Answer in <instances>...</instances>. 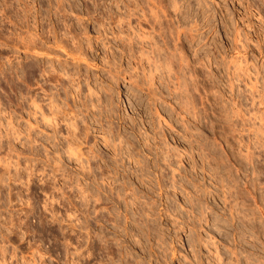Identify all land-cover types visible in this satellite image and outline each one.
Returning <instances> with one entry per match:
<instances>
[{"label":"rangeland","instance_id":"obj_1","mask_svg":"<svg viewBox=\"0 0 264 264\" xmlns=\"http://www.w3.org/2000/svg\"><path fill=\"white\" fill-rule=\"evenodd\" d=\"M0 1V173L10 159L16 177L0 182V264H264V0H157L187 66L156 70L154 99L123 79L139 52L113 32L132 0H9L12 15ZM54 66L81 75L61 86L44 73ZM89 83L111 86L79 113L91 163L68 152L75 118L55 127L41 113L52 93L67 109L85 101Z\"/></svg>","mask_w":264,"mask_h":264},{"label":"bare ground","instance_id":"obj_2","mask_svg":"<svg viewBox=\"0 0 264 264\" xmlns=\"http://www.w3.org/2000/svg\"><path fill=\"white\" fill-rule=\"evenodd\" d=\"M2 1H3L2 4L4 5L3 7H5V6L9 7L12 4V3H10L11 0H10V2H9V0H2ZM130 3L127 4V6H126L127 7L126 8L127 10L125 9L126 10L125 12L119 11L120 13L119 12L117 13V21L116 22H115V19L116 18L113 17V19L115 18L113 21L115 23H118L117 28H116V31L114 30L115 32H113V33H116V38L122 44L121 52L122 53H125L128 58L129 57H132V55L134 56L135 52H137V51L139 52V54L137 56V58H138L137 59V63L133 67L134 71L133 72H129L128 69H127V71H125V70L123 71L122 70L123 71V74H124L123 79H128L127 77H129V79H128L129 81H131L138 88L148 90L149 91L148 94L151 96L150 98L151 99H154V97L157 96V93H156V89H158V85L157 84H158V82L161 81L160 80V77H159V80H157L158 77H157V74H156L155 71L158 70L160 67H164L166 69V71H167L168 78L171 79L172 78V73L175 70L174 67H173V65H174L173 62H174V59H176L177 62H178V65H179V69L182 70L183 73L185 74V70H186L187 64L186 63L184 64V61L186 60V58H185L184 54L182 55L181 50H179L177 47H176L175 51L178 52L177 53L178 55L175 54V51H171L170 47H167V42H166L165 38H169L170 37V34H172L171 33V30L172 29L169 30V29H167L166 27L163 26L160 11L163 12V14H164L165 9L162 8L163 6L161 5L160 1L158 2L157 0H149L148 2H146L147 3V7H148L149 14L144 10V8L142 6L139 7V4L140 3H138V0H132ZM158 3H159V5H157ZM175 5H176L175 6L176 9L178 10L179 9V4L176 3V1H175ZM8 9L9 10H7L6 7L3 8L4 13H6L8 11L11 14V12L13 10H10V8H8ZM181 9H182V7H181ZM1 10L2 9H0V11ZM140 12H141V14L139 15ZM7 15H8V13H7ZM145 24H147L146 26L149 28L148 30L145 28ZM177 31L179 33L181 32L180 29H177ZM85 34H87L86 31H85ZM73 35L74 34H72V38H74V39H71V40L74 41V40H76V37L75 36H77V35L76 34H75V36H73ZM86 36H88V35H86ZM156 37H159L161 39V41L163 42V45H161V43H159L157 41V38ZM80 38L79 37L77 38V39H79V43L80 42L83 43V41H81ZM106 38H107V36H106ZM30 39L31 38H29V40ZM62 40H61V43L63 44L64 42ZM30 41H31V43H33L32 39ZM31 43H29L28 45L30 46ZM82 43H80V44H82ZM64 45H60V47H62V48L65 49L66 45L65 46ZM137 45H139V46L137 47ZM29 46L27 47L28 49H29ZM34 46H38V45L33 44L31 47H34ZM79 46L81 47L82 45H79ZM88 46L89 47H92L91 44H90V42H89ZM31 47H30V49H31ZM136 48H138L139 50H137ZM33 50H34V52L37 51L38 53L43 54L42 53L43 51L42 52L39 51V47L36 48V50H35V48ZM65 51L68 53L69 50L67 51V48H66ZM77 51H79V50H77ZM80 51H79V53L77 52L78 54H76L75 52L72 51L73 53H75L74 55H71L72 58L73 59H77V58H80V57L82 58L83 57V59L86 60L87 62H89L90 64H94V65L97 64V63L95 64L94 59H91V58L89 59L88 56L87 57L84 56L85 54L87 55V53H85V54L83 53L82 54V50H80ZM68 54H70V53H68ZM112 55H113L112 57H114L113 59H115V56H114L113 52H112ZM3 57H4V54H3ZM7 57H6V59H7ZM108 58H109V56H108ZM110 59L111 58L107 59L108 61L106 62V64H109V68L107 69V72H109L110 75H111V76H109L111 78V81L110 82H112L113 84H117L118 83V80L120 79V76H121V71L119 69L121 66L115 65L116 62H114V63L112 62L111 63L110 61H112V59L111 60ZM8 60L10 61V57H8ZM115 61H116V59H115ZM112 64H114L116 67L114 65H112ZM113 66H114V72L112 71ZM104 68H106V67H104ZM59 70L61 71V69H58L57 70L55 68V66L52 67V68L49 67V69L47 67V70H46L47 72L44 71V73H46L48 75V79H50L52 81L55 80L56 83L57 82H60L61 86H64L63 84H64V80H65V78H64L65 75H67L68 79L72 82V81L77 80L75 77H77L80 74V72L79 73H76L77 71H75L73 73H76L78 75L77 76L74 75L75 77H73V74L72 73H70V72L61 73ZM0 72H2V70ZM176 73H177V70L175 71L174 74L176 75ZM47 75H46V78H47ZM78 78H80V77H78ZM80 80L78 79V81L75 82L76 83V86H77L75 92H71V91H69V92L71 94H74L75 98L76 97H79L81 99L82 98L81 95L84 94L83 91L85 90L84 89L85 87L83 86V84L81 83ZM61 86H59V87H61ZM87 87H88V95H85V99L86 100L83 101L84 99H82V102L79 103L78 100L75 101V99H74V104H73L74 107L70 108L71 107L70 106L68 109L66 107L64 108L65 105H63V106L61 105L62 106L61 107L60 104L62 102L59 104L58 103L59 101L57 100L58 98L55 99L56 97H54V96H55V94L57 96L58 93H55V94L52 93V95L53 94L54 95L53 96L51 95L49 97L50 98V101H49L50 102L49 103V107L50 108L49 109L51 110L50 111L51 114L49 113L50 114L49 115V114H46L45 112H41L42 113L43 120H46L48 122L55 123L54 124L55 127H56V125H59L60 121H64V122L66 121V119L64 118L65 115L67 117H69L68 115H70V116L72 115L71 117L68 118L71 121L73 120V118H75L71 123H68L67 124L68 125V129H69V131L71 133L70 135H72V141H71L70 144L68 143V145H69L68 146V152H69L70 155L77 156V158L80 159L79 161H81V162H83L81 160V158L83 156L86 157V160L88 162H90L91 160H90V157L87 154V152L83 151V145L85 144V141H86V135L83 138L81 137L83 135V129L79 126L80 124L78 123L79 113H82L84 111H90V109H91L90 106H91V104L93 105V102H94L93 101L94 100L93 99V96L100 94L97 97L99 99V101H100L101 98L103 97V94H102L103 91L105 90L106 92L109 93L110 92V89H111L110 88L111 86L109 88H106L104 85H101V87L99 88L96 85H91V83H89L87 85ZM43 91H44V88H43ZM67 91H66V97L69 94ZM184 94H186V89L184 90ZM110 96H112V94H109V97ZM36 97L37 96H35V98H34V96L31 97V98H33V100L31 99L32 100V103H33L32 105L36 108L37 111L39 109H40V111H42V104L40 102H38L39 100L37 101ZM88 98L90 100L89 102H88ZM66 101H65L64 104H66ZM131 104L133 105V104H135V102L134 103H131ZM134 109H137V108H134ZM154 110H155V112H153L152 114H154V115L157 116V118H158V127L161 129L162 135H163L162 136L163 138L160 140V143L163 146V148H168L169 147L168 148V152H169L171 150V146H170V142L166 140V136H165V132H164V128L166 127V125H169V120L166 119V117H164L161 114L162 112L160 111V108L159 107H155ZM61 112L64 113L65 115L64 116H61L60 115ZM105 115H107V113H105ZM87 129H89V127H87ZM77 130H79V131L77 132ZM155 133L156 134H159L160 132L159 131H156ZM6 135H8V133ZM31 141H32V139H31ZM8 160L9 161H7L6 159H4V161L6 162V163H4V166L6 167V169H5L4 172L0 173V182L5 181L6 179H12L15 176L14 174L12 175V173H11V169L10 168H11L12 163L10 162V159H8ZM84 166H85V164H84ZM17 176H19V175H17ZM14 178H16V177H14ZM17 178L19 179L20 177H17ZM84 194H86V193H84ZM87 196H85V198L87 197V199H89V195H87ZM92 196L95 197V195H92ZM85 198H84V200H86ZM96 200L98 201L100 199L99 198L98 199L96 198ZM2 252L5 253V251H2Z\"/></svg>","mask_w":264,"mask_h":264}]
</instances>
